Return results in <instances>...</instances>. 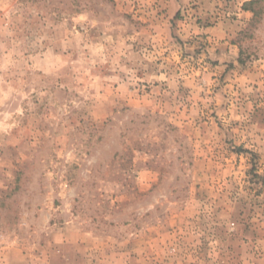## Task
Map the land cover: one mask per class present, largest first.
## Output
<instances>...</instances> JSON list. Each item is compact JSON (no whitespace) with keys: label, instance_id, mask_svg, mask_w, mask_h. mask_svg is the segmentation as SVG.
I'll list each match as a JSON object with an SVG mask.
<instances>
[{"label":"rangeland","instance_id":"374dc122","mask_svg":"<svg viewBox=\"0 0 264 264\" xmlns=\"http://www.w3.org/2000/svg\"><path fill=\"white\" fill-rule=\"evenodd\" d=\"M246 3L0 0V264H264Z\"/></svg>","mask_w":264,"mask_h":264},{"label":"crops","instance_id":"0c3cea01","mask_svg":"<svg viewBox=\"0 0 264 264\" xmlns=\"http://www.w3.org/2000/svg\"><path fill=\"white\" fill-rule=\"evenodd\" d=\"M242 1V2H241ZM250 0H240V5L245 4L246 2H249ZM174 5V3H172ZM216 29H214L213 31H215Z\"/></svg>","mask_w":264,"mask_h":264},{"label":"trees","instance_id":"16d2710c","mask_svg":"<svg viewBox=\"0 0 264 264\" xmlns=\"http://www.w3.org/2000/svg\"><path fill=\"white\" fill-rule=\"evenodd\" d=\"M246 4H248V3H246ZM246 6V5H245Z\"/></svg>","mask_w":264,"mask_h":264}]
</instances>
